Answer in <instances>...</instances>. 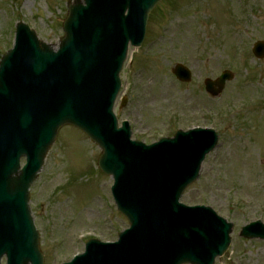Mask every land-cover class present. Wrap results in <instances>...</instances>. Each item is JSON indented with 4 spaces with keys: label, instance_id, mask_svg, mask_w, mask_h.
<instances>
[{
    "label": "rangeland",
    "instance_id": "374dc122",
    "mask_svg": "<svg viewBox=\"0 0 264 264\" xmlns=\"http://www.w3.org/2000/svg\"><path fill=\"white\" fill-rule=\"evenodd\" d=\"M263 1L161 0L148 16L141 47L129 48L113 110L119 122L129 123L132 139L145 144L177 129L216 132V149L180 199L209 206L232 224L228 251L214 264H264V243L239 237L251 222L264 225V59L250 51L254 42H264ZM66 3L0 0V58L13 44L16 22L56 48ZM177 63L191 71L189 84L171 74ZM223 70L234 79L212 99L203 81ZM99 154L71 127L61 128L50 147L28 203L44 264L68 262L87 239L113 242L128 227L112 201L111 178L97 170Z\"/></svg>",
    "mask_w": 264,
    "mask_h": 264
},
{
    "label": "water",
    "instance_id": "95a60500",
    "mask_svg": "<svg viewBox=\"0 0 264 264\" xmlns=\"http://www.w3.org/2000/svg\"><path fill=\"white\" fill-rule=\"evenodd\" d=\"M83 1L87 5L86 9H82L83 5H81V0H74V3L68 6V16L63 24L65 37L60 41V49H63L70 41L69 26L73 22L76 13L80 11V13L83 14L91 7L100 8V0ZM159 1L160 0H109L106 9L107 20L102 31L95 33L93 38L82 41L81 45L75 49L72 48V42L69 43L70 48L64 49L70 60H75L73 59L75 56L81 55L83 60L94 68L95 73L109 71V75L104 79V84L100 87L104 91L105 108L101 110L99 122H93L91 128L94 132H98L96 127L100 125V127L104 129V133L107 134L106 136L110 138L112 149H116V152H113L111 155H106V152L102 149L103 146L100 139L92 135L84 127H80L73 123L69 118L62 120L53 130L54 138L56 131L61 125L73 124L81 128L88 137L101 148L102 153L98 161V167L105 174L113 176L115 183L112 190L121 186L127 191V195L124 197L125 211L127 214L123 211L120 204L118 209L122 213L124 212L130 224L139 220V215H136L134 211L135 205L141 206L142 213L154 211L159 213L168 202L172 207L171 213L176 215L177 210L174 201H171L172 194L178 190L176 196L177 201L183 190L197 179V171L199 170L203 157L209 153L216 144V138L213 133L195 131L188 135H179L174 141L162 142L148 154L149 158L143 157L136 159L134 157L130 158L129 154H131V150L128 146L117 144L116 137L119 134L113 130L110 124V117L108 110H106V105H109L114 97L115 77L118 86L119 65L121 64L120 62L127 42H130L133 47L140 46L144 36L147 15ZM125 11H128L126 17L124 16ZM16 32L28 33L40 52H49L50 56H52L50 48L39 43L34 33L28 31L23 24H17ZM253 53L258 59H262L264 57V43H256L253 48ZM11 54L12 52H8V54L1 59L0 72ZM44 58V62H47L49 56L45 55ZM48 68L49 65L46 66V69ZM40 73L41 69L38 70V76H35V79H39ZM172 73L180 82L190 81L189 72L179 65L173 68ZM35 79L30 81L33 87L36 84ZM231 79L232 74L224 72L216 81L206 80L205 90L212 97H216L222 92L225 82ZM5 90L6 88L4 90L1 89L0 92L3 93ZM30 97L31 92L28 96L26 95V99L28 100ZM14 114L15 112L13 115ZM0 125H2L1 122ZM15 129L16 123L14 120L11 125H7L5 128L0 126V199L6 194L15 195L21 192L25 195L26 203V191L34 181L36 173L41 168L43 159L49 146L53 142V138L37 152L36 156L27 150L29 161L28 170L27 172H18L17 161L20 156L24 155L23 152H25V149L19 146L11 152L10 144L15 138ZM165 145H168V147H165ZM9 158L12 159L11 162L7 164ZM128 159L129 164L136 165L137 168L145 167V172L159 175L156 176L154 180L140 182L141 184H137L136 187H132L131 185L128 186V182L136 178L138 173L131 168L126 169L124 165L117 164V161L126 162ZM106 163L108 166H106ZM148 191L155 193L154 197H157H147ZM119 201L122 202L123 198ZM28 214L29 212L26 207V215ZM166 217L172 219V215ZM199 219L200 220L190 225L187 229H180L178 227V232L171 236L169 235L171 229L165 226L167 224L152 219H145L142 221L138 227L141 231L149 234L151 237L149 240L150 244L155 242L152 233L156 229L160 236L168 235L171 237L169 243L171 252L167 256H164L158 249H153L148 264H201L199 261L191 258H203L207 256L209 257V262L207 264H213V259L217 255H222L227 249L230 242L229 234L231 233L232 226L227 224L223 232L215 224L208 226V221L206 219ZM223 234H226V245L224 248L221 245L225 240ZM241 236L264 240V228L259 224L251 225L242 230ZM157 244L156 240V245ZM32 247L37 254V264H42V258L37 249L36 238ZM27 263L28 261L25 260L22 264Z\"/></svg>",
    "mask_w": 264,
    "mask_h": 264
},
{
    "label": "bare ground",
    "instance_id": "6f19581e",
    "mask_svg": "<svg viewBox=\"0 0 264 264\" xmlns=\"http://www.w3.org/2000/svg\"><path fill=\"white\" fill-rule=\"evenodd\" d=\"M262 3H264V1H263ZM187 23H190V22H187ZM57 179L59 180V179H60V177L58 176V177H57ZM44 189H45V190H47V189H48V184L44 186ZM87 217L89 218V215H88Z\"/></svg>",
    "mask_w": 264,
    "mask_h": 264
}]
</instances>
